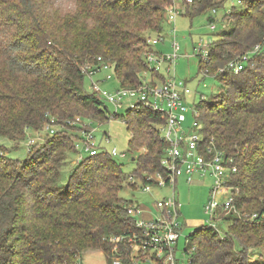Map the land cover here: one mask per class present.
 Masks as SVG:
<instances>
[{
  "label": "trees",
  "instance_id": "16d2710c",
  "mask_svg": "<svg viewBox=\"0 0 264 264\" xmlns=\"http://www.w3.org/2000/svg\"><path fill=\"white\" fill-rule=\"evenodd\" d=\"M66 1L72 5L0 0V138L16 148L27 129H43L49 116L60 126L23 159L0 144V264H83L86 246L110 256L109 238L134 230L125 214L133 201L118 195L134 187L127 176L163 173L164 117L145 108L120 115L131 133L133 172L125 173L104 147L77 160L66 178L62 165L76 151L72 137L80 139V126L76 133L66 120L119 116L85 92L82 66L100 57L113 64L119 86L138 85L148 70L147 38L164 30L165 7L174 0ZM224 1L187 0L184 14L215 21ZM223 13L230 25L198 58V70L214 76L218 90L196 107L203 142L236 165L226 182L233 208L187 235L185 249L196 264H264V0H240ZM231 60H242V69L228 68Z\"/></svg>",
  "mask_w": 264,
  "mask_h": 264
},
{
  "label": "built area",
  "instance_id": "2783aa9c",
  "mask_svg": "<svg viewBox=\"0 0 264 264\" xmlns=\"http://www.w3.org/2000/svg\"><path fill=\"white\" fill-rule=\"evenodd\" d=\"M179 14L180 10L173 1L165 7V21L170 25L167 32L168 38H165L167 35L165 30L147 38L148 45L155 49H148L144 53L143 59L148 75L142 78L138 85L119 86L115 79L113 64L100 57L96 58L95 63L82 66L84 76L89 78L91 93L101 98L106 105L112 106L113 112H110L112 115L118 114V109L126 103L127 109L134 111L141 108L150 109L164 117L161 125V138L166 146L160 159L163 173H149L144 178L130 174L127 176V182L141 187L144 192L150 194L153 188L159 191L164 187H169L171 195L155 199L153 209L144 210L134 201L126 206L125 214L134 230L109 238L113 246L111 255H108L109 264H196L192 261L191 249L183 251V254H188L186 260L177 255V242L181 232V225L178 221L181 205L176 196V184L182 174L186 175L188 183L192 182L196 174L212 176L209 197L205 203V211L211 219L209 221L216 218L219 211H228L233 208V188L226 182L236 172V165L233 164L232 158L223 156V153L212 142H203L199 111L196 104L189 106L187 101L191 90L185 80H177L171 73L178 58L179 44L175 22ZM210 23V29L214 30L216 25L213 21ZM159 42L167 43L169 50L164 52L156 49ZM259 48V45L254 46V50ZM202 51L203 54L198 55L204 59L207 56V48ZM246 58L247 55L242 56V60ZM242 60H231L227 66L235 72L240 71ZM103 71L111 73L98 76ZM202 72L205 73V71ZM112 78L115 81V87L111 90L100 88L101 83ZM189 111L193 120L190 126H183L186 113ZM82 121L76 117L74 120H66L65 124L72 122L80 126L79 134L82 140L78 139V142L83 143L89 155H94L98 150L92 141L94 128L91 127V123H87L89 121ZM55 122V118L49 116L43 130L49 135L54 134ZM34 142L33 138L28 140L27 151ZM78 153L77 160L82 157L81 152L78 151ZM109 153L113 157L125 155V152H118L114 147L109 150ZM219 197L224 200L219 201Z\"/></svg>",
  "mask_w": 264,
  "mask_h": 264
},
{
  "label": "rangeland",
  "instance_id": "374dc122",
  "mask_svg": "<svg viewBox=\"0 0 264 264\" xmlns=\"http://www.w3.org/2000/svg\"><path fill=\"white\" fill-rule=\"evenodd\" d=\"M63 2V5L70 6L72 5L69 1L66 0H57ZM184 1L187 0H174V4L180 10V14L176 19L175 27L177 29V41L179 44L178 58L175 61L173 71L177 80H185L188 88L191 90V94L187 97L188 105L192 106L197 104L201 98L208 97L212 94L217 93L218 82L214 76L201 72L198 70V58L199 53L203 54L202 49L207 48V45L216 38V34L223 28H226L230 25V19L224 15V10H227L232 5H237L238 0H225L224 1V10L216 11V20L214 24L216 28L211 30L209 25L210 22L207 21L206 15H197L190 18L188 15H185ZM164 18V30L165 33L170 29ZM152 36V34L150 35ZM168 38V34L165 36ZM151 49L155 47L150 46ZM157 49H161L164 52L169 50L167 43H158L156 45ZM201 48V50H199ZM3 58V57H0ZM106 73H111L110 71H103L100 75H105ZM148 75L144 73L143 78ZM84 90L87 93H91L89 88V78L84 76L83 81ZM115 81L112 78L109 81L101 83L100 88L111 90L115 87ZM107 107L110 112H113L112 106L107 104ZM128 106L126 103H123L122 108L118 109V117H113L104 123H99L88 117L80 118L84 122L91 123V127L94 128L93 139L96 148L104 147L107 150L111 148H116L118 152H125L123 157L115 156V160L121 164V168L125 173L133 172L135 168L134 160H131L132 155L127 151L128 139L131 136L130 131L126 127L123 119L120 115H126ZM87 116V115H84ZM193 117L189 112L186 113V120L183 123V126H190ZM82 121V122H83ZM91 121V122H90ZM200 123V122H199ZM65 126H72L74 129V124L72 122L68 123ZM64 126V127H65ZM78 126V125H76ZM60 126L56 125L54 128L57 130ZM88 127V126H86ZM78 134L80 130H77ZM76 132V133H77ZM49 135V134H48ZM78 136V135H77ZM108 136V137H107ZM46 132L41 129L26 130V137L24 141H20L18 147L5 139L0 138V144L3 145V152L14 159H23L26 156V153L29 152L26 149V143L31 138L34 139V144L42 143L46 138ZM79 137L80 134H79ZM75 140L76 151L70 152L68 155V160L62 165V177H67V172L73 167L78 158V151L81 152L82 156L87 155L81 141L78 142V137H72ZM82 140V138L80 139ZM192 183H187L185 180H180L176 184V196L180 202V215L178 221L181 225V232L177 242V255L184 260L187 259L188 254H183L185 250V237L193 232L201 224H208L210 217L205 211V203L209 197V190L212 183V176L206 175L205 177L194 175ZM237 193V190L235 191ZM119 197L127 201L136 202L142 209H152L154 207V200L163 196L171 195V189L169 187H164L161 190L152 189L151 194L144 192L139 186H124L120 192ZM224 198L219 197V201H223ZM219 216V213L217 217ZM81 261L83 264H109L108 255L102 251L100 248H91L89 246L84 247L81 250Z\"/></svg>",
  "mask_w": 264,
  "mask_h": 264
},
{
  "label": "crops",
  "instance_id": "0c3cea01",
  "mask_svg": "<svg viewBox=\"0 0 264 264\" xmlns=\"http://www.w3.org/2000/svg\"><path fill=\"white\" fill-rule=\"evenodd\" d=\"M156 49H157V48H156ZM159 50H161V49H159ZM205 176H206V175H203L202 177H205ZM179 179H180V180L183 179V180H185V181L187 182V180H186L187 177H186L185 174H182V175L178 178L177 183H178ZM193 181H194V180H192V182H193ZM192 182H191V183H192ZM187 183H188V182H187ZM189 184H190V183H189ZM152 209H153V208H152Z\"/></svg>",
  "mask_w": 264,
  "mask_h": 264
},
{
  "label": "water",
  "instance_id": "95a60500",
  "mask_svg": "<svg viewBox=\"0 0 264 264\" xmlns=\"http://www.w3.org/2000/svg\"><path fill=\"white\" fill-rule=\"evenodd\" d=\"M132 160H133V158H132Z\"/></svg>",
  "mask_w": 264,
  "mask_h": 264
}]
</instances>
